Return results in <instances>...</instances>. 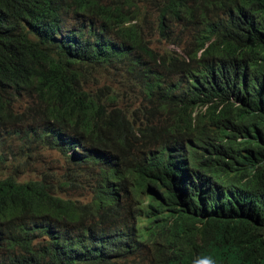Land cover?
<instances>
[{
	"label": "trees",
	"instance_id": "obj_1",
	"mask_svg": "<svg viewBox=\"0 0 264 264\" xmlns=\"http://www.w3.org/2000/svg\"><path fill=\"white\" fill-rule=\"evenodd\" d=\"M253 14L264 21V0H0V264H171L173 245L197 241L235 264L259 249L243 205L173 188L183 167L168 154L187 140L190 104L238 83L249 97L218 60L232 23ZM252 88L257 117L264 83ZM41 151L64 171L18 180ZM155 182L161 204L144 207Z\"/></svg>",
	"mask_w": 264,
	"mask_h": 264
},
{
	"label": "clouds",
	"instance_id": "obj_2",
	"mask_svg": "<svg viewBox=\"0 0 264 264\" xmlns=\"http://www.w3.org/2000/svg\"><path fill=\"white\" fill-rule=\"evenodd\" d=\"M219 49L220 66L230 79L245 83L249 97L244 93V85L238 83V91L219 87L208 99L201 97L200 103L185 109L187 140L180 147L168 149L174 166L183 167L176 173L172 186L193 200L218 204L236 201L243 205L255 218L253 225L260 231L262 246L235 264H264V114L255 117L248 106V101L259 94L252 87L264 83V21L253 14L233 22ZM242 116H247L246 123ZM187 145L191 150H187ZM233 170L240 183L249 185L243 197L234 189L238 182L231 175ZM155 186L151 193L141 189L138 199L144 207L157 209L161 204L163 189L157 182ZM151 225L152 237L162 243L165 228L159 223ZM196 226L200 228V224ZM196 243L201 247L198 252L187 251L184 243L173 245L168 260L171 264H225L212 254L207 243Z\"/></svg>",
	"mask_w": 264,
	"mask_h": 264
},
{
	"label": "rangeland",
	"instance_id": "obj_3",
	"mask_svg": "<svg viewBox=\"0 0 264 264\" xmlns=\"http://www.w3.org/2000/svg\"><path fill=\"white\" fill-rule=\"evenodd\" d=\"M21 161L25 166L23 173L18 176L20 181L32 179L38 172L45 169L54 173H62L64 171L62 158L53 151H41L37 155L31 154L29 157H24ZM72 198L79 199L76 194Z\"/></svg>",
	"mask_w": 264,
	"mask_h": 264
}]
</instances>
